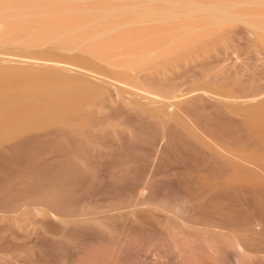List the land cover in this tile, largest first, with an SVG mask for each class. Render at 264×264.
I'll use <instances>...</instances> for the list:
<instances>
[{"label":"rangeland","instance_id":"374dc122","mask_svg":"<svg viewBox=\"0 0 264 264\" xmlns=\"http://www.w3.org/2000/svg\"><path fill=\"white\" fill-rule=\"evenodd\" d=\"M0 67L97 90L80 117L0 142L1 159L49 135L0 171V264H264V134L247 123L264 0H0ZM57 172L64 207L42 194Z\"/></svg>","mask_w":264,"mask_h":264},{"label":"bare ground","instance_id":"6f19581e","mask_svg":"<svg viewBox=\"0 0 264 264\" xmlns=\"http://www.w3.org/2000/svg\"><path fill=\"white\" fill-rule=\"evenodd\" d=\"M27 68H24L25 70L20 68L16 69V67H10L7 69L3 68L4 70L2 68L0 69V142L16 136H23L30 131L33 132V129L36 130L41 128L44 131V128L50 126L51 130V126L53 127L54 125L56 128V125L63 124L66 120L76 117L77 115L79 116V113L84 110V104L87 103H84V101L95 95L94 93L97 92L93 86H87L88 83H79L78 80L75 82L77 83L76 85L73 84V79V83H70L71 79L69 83H66L67 79L65 80L64 78L63 80L62 77H58L59 74H57V72H55V74L54 72L53 74H51L52 72L48 74V71L46 72L45 70L43 74H41L42 72L38 73L37 71L27 70ZM56 74L58 76H56ZM256 105L257 104L253 105V107L251 106L253 108H251V112L248 111L250 109H247V112H249V121L247 123H249V128L251 126L253 130L256 129V132L259 131V133H257L260 135V133L264 134V104L260 105L259 103L257 107H255ZM237 130L236 124L235 129L232 131L236 133ZM45 132L46 131H44V133ZM26 136L28 137L12 148L11 153L6 154L0 159V171H25L22 165H18L23 161L29 162L26 157L29 154L35 153L34 151L39 148H37V145L47 141V137L49 135H32L31 133ZM173 136H175L174 132ZM260 136L264 138V135ZM131 145L132 143L129 146ZM197 145L198 144L196 142L192 141L183 149L191 151V153L193 152L192 154H194L199 148ZM259 146L261 148V144H259ZM262 147H264V145ZM198 151L200 152L201 148ZM258 152L259 150L257 153ZM199 154L196 152V155ZM258 154H260V156L255 155V158L257 156L258 158L260 157L263 159L264 153L263 155L262 152H259ZM224 161H218V168H233L235 171L236 169L238 171L243 170V166L238 165L233 160L228 159L227 161ZM27 164L30 165L26 166V171H39V169L34 168L27 169V167H32L35 164L33 161ZM245 176V174H239L237 175L236 180ZM64 178L65 176L63 174L61 175V172L54 174L55 180L52 184L58 189L56 194L48 195L46 188L42 192V194L50 197L52 202L60 207H64L69 204L73 198L71 194L72 192L63 186L65 185V182H63ZM49 183L50 182L46 181V185ZM76 229H79V227H76ZM76 229H73V231L76 232ZM46 246L52 253L51 255L55 256V258L52 256L54 259L58 260V262L62 260L61 249L65 246L63 241L52 240L47 242ZM4 264H13V262L6 261Z\"/></svg>","mask_w":264,"mask_h":264}]
</instances>
